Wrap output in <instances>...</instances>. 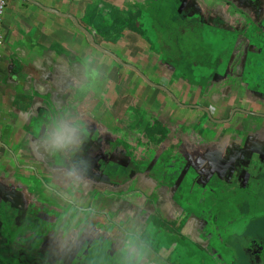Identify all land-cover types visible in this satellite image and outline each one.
Returning <instances> with one entry per match:
<instances>
[{"label":"flooded vegetation","instance_id":"af4514ba","mask_svg":"<svg viewBox=\"0 0 264 264\" xmlns=\"http://www.w3.org/2000/svg\"><path fill=\"white\" fill-rule=\"evenodd\" d=\"M140 12V66L92 45L130 77L48 75L0 120V264H264V0ZM65 119L78 138L54 152Z\"/></svg>","mask_w":264,"mask_h":264},{"label":"crops","instance_id":"0c3cea01","mask_svg":"<svg viewBox=\"0 0 264 264\" xmlns=\"http://www.w3.org/2000/svg\"><path fill=\"white\" fill-rule=\"evenodd\" d=\"M139 3L140 0H6L0 44V120L7 119L15 94H24L28 89L36 92V80L47 79L48 75H53L54 83H70L71 79L90 78L100 65L102 74L111 80L116 75L124 78L126 73L130 77L131 72L118 69L107 56L97 52L67 14L89 32L105 34L110 39L99 37L100 44L137 66L148 55L146 44L135 32ZM107 86L112 98L121 102L114 92H121V87L113 81ZM104 95L106 100L111 98ZM110 118L114 121L113 115Z\"/></svg>","mask_w":264,"mask_h":264},{"label":"clouds","instance_id":"9594fccd","mask_svg":"<svg viewBox=\"0 0 264 264\" xmlns=\"http://www.w3.org/2000/svg\"><path fill=\"white\" fill-rule=\"evenodd\" d=\"M78 127L71 119L55 122L45 133L44 142L52 151L66 150L78 138Z\"/></svg>","mask_w":264,"mask_h":264},{"label":"rangeland","instance_id":"374dc122","mask_svg":"<svg viewBox=\"0 0 264 264\" xmlns=\"http://www.w3.org/2000/svg\"><path fill=\"white\" fill-rule=\"evenodd\" d=\"M138 16H139V20H140V17L142 18V20H146V23H144V25H142L141 27H140V29H141V32H142V34L144 35V37H146V38H150L151 40L153 39V34H152V29L149 27V19L147 18V14H145V12H140L139 14H138ZM149 17V16H148ZM150 18V17H149ZM97 22H98V20H97ZM205 32H207L206 30H205ZM211 35H213L214 37H219L220 35L218 34V33H212L211 32V34L210 35H208V37L210 38V41H212L213 42V44H212V48H214L215 46H218L217 45V40L213 37V36H211ZM207 40V39H206Z\"/></svg>","mask_w":264,"mask_h":264},{"label":"water","instance_id":"95a60500","mask_svg":"<svg viewBox=\"0 0 264 264\" xmlns=\"http://www.w3.org/2000/svg\"><path fill=\"white\" fill-rule=\"evenodd\" d=\"M67 16L74 22V24L77 26V28H79V30L81 32H83L88 40V42L95 46L96 48H98L99 50H101L102 52H106L107 54H109L110 56H112L113 58H115L116 60H118L117 56L114 55L113 53L108 52L107 50L103 49L97 42V37L95 33L89 32L88 30H86L84 27H82L77 20L75 19V17H73L72 15L67 14ZM119 61V60H118ZM134 69V68H133Z\"/></svg>","mask_w":264,"mask_h":264},{"label":"built area","instance_id":"2783aa9c","mask_svg":"<svg viewBox=\"0 0 264 264\" xmlns=\"http://www.w3.org/2000/svg\"><path fill=\"white\" fill-rule=\"evenodd\" d=\"M6 5V0H0V44L3 41V32H2V18L4 13V8Z\"/></svg>","mask_w":264,"mask_h":264},{"label":"trees","instance_id":"16d2710c","mask_svg":"<svg viewBox=\"0 0 264 264\" xmlns=\"http://www.w3.org/2000/svg\"><path fill=\"white\" fill-rule=\"evenodd\" d=\"M137 19H139V17H135V21H136ZM139 22H140V21H139ZM138 25H139V24H138ZM138 25H137V26H138Z\"/></svg>","mask_w":264,"mask_h":264}]
</instances>
